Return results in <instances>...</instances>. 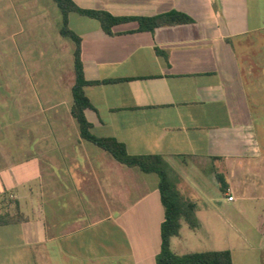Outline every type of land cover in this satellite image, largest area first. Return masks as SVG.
Wrapping results in <instances>:
<instances>
[{
  "label": "crops",
  "instance_id": "0c3cea01",
  "mask_svg": "<svg viewBox=\"0 0 264 264\" xmlns=\"http://www.w3.org/2000/svg\"><path fill=\"white\" fill-rule=\"evenodd\" d=\"M31 1L0 0L2 36H15L17 15L30 20L24 12ZM72 1L115 17L176 11L193 20L153 31L128 21L108 35L99 21L69 15L81 38L85 78L109 81L84 89L93 106L85 110L92 133L115 138L131 155L164 157L181 189L191 187L181 174L187 160L210 161L227 170L229 179L219 173L227 202L263 203L264 0ZM72 14L78 16L73 28ZM39 24H27V33L38 32ZM44 56L31 64L41 80L34 98L21 91L24 146L0 142V264H156L164 221L158 176L120 164L81 138L65 95L74 81L65 86L51 77ZM10 79L3 89H14ZM2 108L4 102V114ZM206 198L214 217L244 216L237 206L223 212ZM196 216L202 226L199 206ZM256 217L264 238V215ZM185 226L195 230L182 222L171 239L177 255L189 253L181 243ZM229 251L233 264H259L264 241Z\"/></svg>",
  "mask_w": 264,
  "mask_h": 264
},
{
  "label": "rangeland",
  "instance_id": "374dc122",
  "mask_svg": "<svg viewBox=\"0 0 264 264\" xmlns=\"http://www.w3.org/2000/svg\"><path fill=\"white\" fill-rule=\"evenodd\" d=\"M40 2L41 4L37 6V0L35 2L31 1L28 11L24 12L29 15L30 20H24L21 18V14L16 16L14 19L16 33L13 38L9 32L4 33L6 36L0 34V102H4L5 106V109L2 108L4 114L0 113V142L3 140V144L8 147H22L24 146V140H26V135L23 137V132H26V122L22 119L21 91L23 88L30 90L31 96L34 98L35 91L33 89L38 88L41 81H38V75L36 77L32 73L35 68L31 69V64L37 60V56L40 55V60H43L41 52L45 51L44 67L49 73L52 72L51 77L58 78L59 76L65 86H69L74 81L71 57L74 44L70 40L62 38L59 34L61 26L60 11L53 0H40ZM76 17L78 16L71 15L70 26L72 28L75 26ZM42 20L45 24H41ZM27 24L32 29L39 24V31L34 32V34H28ZM2 28L0 26V30ZM55 59L58 60L53 63ZM56 65L60 67H56ZM58 69L61 75L55 74ZM43 76L45 81L49 79L47 72ZM10 78H13L12 84L14 83L12 92L9 86L8 90L3 89L7 84L11 83ZM62 90H65V87ZM65 95L66 100L71 102V91L68 90ZM89 145L93 146V144ZM186 163L189 165L188 169L184 173L181 172V174L183 176L186 174V179L190 180L191 187H185L184 189L177 187L179 192H182L181 195H185V197L183 196L185 199L191 200L199 206L203 225L195 230H188L187 226H185L184 238L181 240L182 248L188 249L186 252L189 253L220 251L229 250L233 247L241 249L245 243L251 244L264 241L263 236L255 229L257 224L258 226L261 224V218L257 220L256 215H264V202L255 204L238 199L234 203H229L219 181L217 180L219 185H216L212 180L220 171L223 172L225 178L226 176L228 178L227 170L222 171L218 166L214 167L210 161L205 163L189 159ZM175 173L178 179L179 174ZM207 196H211L216 204L222 206L221 211L226 212L231 206H237L244 216H238L234 219L214 217L212 208L205 207L208 204L210 206ZM197 219L199 221L198 217ZM236 224L239 225L242 232L236 231L234 227ZM262 257H264V252ZM258 259L259 264H264V258L259 256Z\"/></svg>",
  "mask_w": 264,
  "mask_h": 264
},
{
  "label": "trees",
  "instance_id": "16d2710c",
  "mask_svg": "<svg viewBox=\"0 0 264 264\" xmlns=\"http://www.w3.org/2000/svg\"><path fill=\"white\" fill-rule=\"evenodd\" d=\"M53 2L61 14L59 34L74 44L71 115L78 124L81 138L106 151L120 164L137 168L145 174L158 176V189L164 208V221L161 224V248L156 256V264H233L229 250L190 252L183 255H177L172 251L171 239L179 236L183 221L191 229L199 227L196 216L198 206L181 195L177 187L176 173L164 157L160 155H131L127 152L125 145L115 138L98 137L92 133V125L85 115V110L93 106L84 89L86 86L100 85L109 81H89L85 78L81 58V38L69 27V15L71 13L99 21L101 28L108 35H113L114 26L128 21H137L139 31H153L160 26L184 24L193 20L186 14L176 11L154 17H115L106 11L82 9L72 0H53ZM216 177L221 189L225 192L226 184L223 176L217 174ZM10 222V220L6 221V223Z\"/></svg>",
  "mask_w": 264,
  "mask_h": 264
},
{
  "label": "built area",
  "instance_id": "2783aa9c",
  "mask_svg": "<svg viewBox=\"0 0 264 264\" xmlns=\"http://www.w3.org/2000/svg\"><path fill=\"white\" fill-rule=\"evenodd\" d=\"M228 200H233V197L232 196H228Z\"/></svg>",
  "mask_w": 264,
  "mask_h": 264
}]
</instances>
